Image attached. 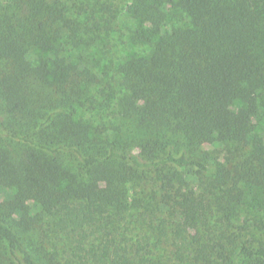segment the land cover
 <instances>
[{"label":"trees","instance_id":"trees-1","mask_svg":"<svg viewBox=\"0 0 264 264\" xmlns=\"http://www.w3.org/2000/svg\"><path fill=\"white\" fill-rule=\"evenodd\" d=\"M69 1L0 0V264H264V222L234 223L264 196V0ZM116 31L150 48L107 77ZM113 102L108 137L74 119Z\"/></svg>","mask_w":264,"mask_h":264},{"label":"rangeland","instance_id":"rangeland-1","mask_svg":"<svg viewBox=\"0 0 264 264\" xmlns=\"http://www.w3.org/2000/svg\"><path fill=\"white\" fill-rule=\"evenodd\" d=\"M72 1L77 2L79 0H70L69 4H71ZM87 1L93 2L96 0H87ZM111 34L112 35L109 37V41L107 44L108 50H109L108 54L104 52L105 50L103 46H100V45H96V47H93L92 49L87 51L88 53L87 55L94 56L96 59L100 61V66L96 67L94 71L100 73L101 71H103L102 69L104 65L105 64L108 65V67H105V68H110V70L108 71V76L106 75L107 77H109L110 75H113V76L115 75L114 67L117 62L122 61V59H124L126 56L131 55V54H138V55L144 54L150 48L149 45L129 44V42L126 41V38L120 35V32L116 31ZM74 119L87 124L93 132H96L98 134L99 137H108L109 135H111L112 127L121 126L122 128L125 129V124L124 126L122 125L124 121L120 120L117 115V107L114 104V102H113V107L107 108L105 112L99 111L98 108H94V109L89 108V103L85 104L84 106L77 107L76 112L74 114ZM255 123L258 129L260 127V124L259 122H257V120H255ZM7 144L10 145L11 149L13 148L16 149L15 147L16 145L14 143H11V144L7 143ZM204 149H205L204 152L209 153L211 156V159H214V160L216 158L217 159L222 158L223 153H224V150L221 148L213 149V147L211 146H206ZM134 189L137 193L135 195V199L138 197H141L140 199L142 200L141 203L143 205L148 204L149 202L153 201V199L151 200L148 194L145 195L143 194V192L141 193L139 188L134 187ZM9 195L10 193H6L5 190L0 189V201H5L6 199L10 197ZM11 195L13 198L21 197L17 193H11ZM128 195H130V197H127L125 201L127 209L135 205V203L133 204V201H132L133 198L131 196V193H129ZM23 198H24L25 203H27V197L24 196ZM128 212L130 213L131 211H128ZM128 212H126L127 215H129ZM241 213H242V216L241 217L238 216L236 219L238 218L239 219L236 220V222H234L235 227H237L238 225H241L244 219H247L246 223L250 225L253 224L254 221H258V220L264 222V196L260 195L259 192H255V190H251L249 194L247 195L246 205L242 206ZM158 217L159 218L157 220H153L152 222L154 226H157L158 224L161 225L160 221H162L161 219H164L162 218L164 217V214L159 213ZM134 218L135 217L127 220V222L129 221L128 226L130 228L133 227L135 230L134 232L128 231L131 243L135 242L137 239H142L143 238L142 235L145 233L147 229L148 231L146 232L147 234L146 236L147 237L151 236V238L145 239V240L143 239L142 242H144L143 243L144 245L151 244V242H153L154 240L153 238L154 235H152L153 233L150 230L151 226L147 227L146 223L148 221L141 222V223H135ZM252 228H249L248 230L251 231L250 233L253 235L254 239L264 245V230L256 231L254 228L253 229ZM231 231H236V230L231 229ZM21 237H22L23 245L30 251H32V249H34V247H36L37 244L39 243V237H38L37 230L29 229ZM168 243L170 244V241H168ZM162 247H167V245H162L158 249L157 252H153L156 255V258L157 259L159 258V260L161 259L160 261L163 264H173L171 260L168 261L166 252L163 253L161 249ZM34 256H35V252H34Z\"/></svg>","mask_w":264,"mask_h":264}]
</instances>
